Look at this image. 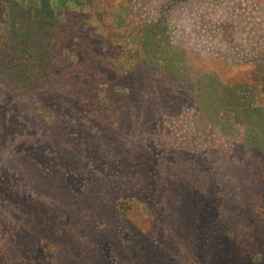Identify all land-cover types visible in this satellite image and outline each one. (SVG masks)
Here are the masks:
<instances>
[{
	"label": "rangeland",
	"instance_id": "1",
	"mask_svg": "<svg viewBox=\"0 0 264 264\" xmlns=\"http://www.w3.org/2000/svg\"><path fill=\"white\" fill-rule=\"evenodd\" d=\"M17 2L23 28L36 0ZM71 3L77 17L92 14L90 31L69 20L70 42L54 39V50L52 33L47 50L30 39L0 59V102L19 104L0 109V263L209 264L190 250L202 233L217 264H227L230 242L246 248L249 264H263L264 0ZM81 42L82 58L109 59V81L98 80L109 124L77 113L50 133L58 112L40 108L38 89L49 85L57 54L74 58ZM180 185L190 190L183 209Z\"/></svg>",
	"mask_w": 264,
	"mask_h": 264
},
{
	"label": "trees",
	"instance_id": "2",
	"mask_svg": "<svg viewBox=\"0 0 264 264\" xmlns=\"http://www.w3.org/2000/svg\"><path fill=\"white\" fill-rule=\"evenodd\" d=\"M20 3H22L23 5L28 3L32 6V0H20ZM13 5H19L17 0H0V15L1 18L3 17V15L7 16L6 25L8 28L3 39H5V41L9 43V45H7L4 42V49L2 47L0 48L1 60H4V58L7 56V51L5 50V48L7 50H11L14 43L22 45L28 43L30 39L40 41V45H38V47L46 45L47 50L49 43H44L43 40H45V38H48V41H51V35L49 34L52 33L54 34L52 49H56V46L54 45V39L66 40V43L70 42V38L68 36L69 20L74 21V23H72L73 29L77 32H80L81 29H84L85 31L91 30V27L89 26V19L93 17L92 14H89L86 20H84L83 17H77V10H80L81 8L78 7L80 9L71 11V0H36V5L34 7L32 6V8L28 10V20L26 22H23L25 24V27L23 28L22 26H19L17 23H15L12 13ZM30 16L33 20L36 19V21H30ZM45 20L47 21L45 22ZM51 20L53 21V26L50 30L47 27V23ZM93 21L95 22V20ZM87 42L89 43L90 47L96 52V44L94 46L91 39H87ZM28 44L30 45V43ZM72 50V55L74 56V58H71L69 55H61V53L57 54L58 60L53 68L52 76L49 79L48 77H46L48 79L49 85L47 87L38 89V94L41 95V98H43L44 100V102L41 103L40 108L43 110H50L51 108H53L58 112L57 115H54L53 119L54 121H56V123H58V126L52 125L49 127V129L48 126H45L44 128L42 127L44 126V124H41V119L36 113H34L35 122L33 126L41 129V132L44 134L45 129H48L50 133L56 132L57 130H59V125L64 124L61 122L64 117H67L68 115L69 117H71V115H75L77 113H81L83 116L88 115V113H95L96 118H105V120H107V123L109 124V103L107 104L108 107L100 105V88L98 87L99 79L105 80L107 78L106 80L109 81V68L105 69L102 66L104 61L109 65V59L101 58V56H99L100 58H97L89 52L85 54L82 53V58L80 52L84 51L83 42H81V44H79L77 48H72ZM95 55L97 54L95 53ZM157 94L158 92L156 93V95ZM80 96H84V98L79 101ZM105 98L107 100V95H105ZM7 99L10 100L9 95H7ZM59 102H62L63 104H58ZM5 105L7 106V109H9L16 108L19 104H17L13 99H11L8 104L5 102V100H1L0 109H4ZM94 122L95 120L92 121L89 125L92 126ZM2 124L4 126H7L0 120V127H2ZM105 125V122L100 123L101 128L105 127ZM51 138L52 137H46V139ZM192 184L197 187L200 186L198 177L193 178ZM207 184L208 180L204 182V187L202 186V189L208 192L209 187L207 186ZM187 186L188 185L179 186L181 189L179 193L188 194V196L184 198L185 202L181 204L180 209H183V206L186 205V203L188 204L191 202V198H189L190 190L187 189ZM193 190H195L194 192H196L200 189L195 188ZM210 200L212 202H216L217 199L215 197L210 198ZM147 211V214L151 215L149 213V208H147ZM65 235L66 236L63 237L61 241L65 242L70 238V235H68V233H66ZM249 238V246L251 251L252 244L255 238L252 232L249 233ZM144 239L145 237L141 238L142 241ZM210 239H216L215 235L213 234ZM48 240L49 242L53 240V236L51 235V233L48 236ZM202 242L203 234L201 233L198 237V244L197 246H195V250L194 245L192 246V249L190 248L194 256L198 255L203 260L209 259V264H217L218 262H220L221 259L219 255H217L216 250H206V248L203 247ZM146 244L147 242L144 243V245ZM109 255L106 254L105 251L102 252V256L105 258V260H109ZM223 260H225L227 264H249L251 262L250 255L247 253L246 248H241L240 245H236L235 243L231 242L228 247V254L223 258ZM65 262L66 261H64L62 264H67ZM68 263L74 264V261L71 260V262ZM22 264L33 263L25 261V263Z\"/></svg>",
	"mask_w": 264,
	"mask_h": 264
}]
</instances>
